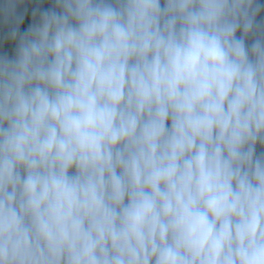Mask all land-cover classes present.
<instances>
[{
	"label": "clouds",
	"instance_id": "1",
	"mask_svg": "<svg viewBox=\"0 0 264 264\" xmlns=\"http://www.w3.org/2000/svg\"><path fill=\"white\" fill-rule=\"evenodd\" d=\"M0 264H264V0H0Z\"/></svg>",
	"mask_w": 264,
	"mask_h": 264
}]
</instances>
